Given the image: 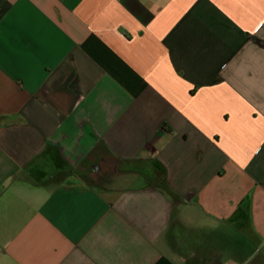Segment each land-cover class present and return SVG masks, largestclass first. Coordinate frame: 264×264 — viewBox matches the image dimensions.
Returning <instances> with one entry per match:
<instances>
[{
	"label": "crops",
	"instance_id": "obj_1",
	"mask_svg": "<svg viewBox=\"0 0 264 264\" xmlns=\"http://www.w3.org/2000/svg\"><path fill=\"white\" fill-rule=\"evenodd\" d=\"M0 264H264V0H0Z\"/></svg>",
	"mask_w": 264,
	"mask_h": 264
},
{
	"label": "trees",
	"instance_id": "obj_2",
	"mask_svg": "<svg viewBox=\"0 0 264 264\" xmlns=\"http://www.w3.org/2000/svg\"><path fill=\"white\" fill-rule=\"evenodd\" d=\"M134 169H135L134 166L131 167V168H129V170H134ZM155 170L158 173V169L156 167H155ZM149 177H150V179H151L152 182H155V183L159 184L162 187H165L166 186L165 181H160V176H156L155 175V176H149Z\"/></svg>",
	"mask_w": 264,
	"mask_h": 264
}]
</instances>
